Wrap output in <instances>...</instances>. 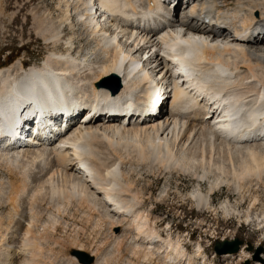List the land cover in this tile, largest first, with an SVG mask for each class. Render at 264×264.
I'll use <instances>...</instances> for the list:
<instances>
[{
  "label": "bare ground",
  "instance_id": "obj_1",
  "mask_svg": "<svg viewBox=\"0 0 264 264\" xmlns=\"http://www.w3.org/2000/svg\"><path fill=\"white\" fill-rule=\"evenodd\" d=\"M160 4V0H61L64 15L61 24L71 23L75 14L74 20L95 43L97 60L89 62L91 48L87 55L81 56L72 47L62 50L63 32L40 20L37 32L51 52L42 68L35 66L28 71L22 59L11 65L0 63V95H13L18 86L39 79L42 89L51 87L52 96L62 88L66 101H75L69 98L78 94L83 96L81 102H87L88 98L99 106H112L116 99L130 92H134L133 98L143 100L142 89L152 84L146 102L162 94L161 97L166 96L158 88L162 78L175 88L174 94L163 102L164 107L169 103L170 107L154 124L133 123L126 127L91 119L83 126L73 127L59 146L53 143L40 149L27 147L22 151L0 152V169L8 174L11 186L5 196L9 212L5 216L0 214V264H80L76 257H61L67 244L61 230H67V217H76L70 213L71 208L85 219V226L78 230L87 233V226H92L91 233L96 237L106 234L100 243L92 236L94 251L90 256L95 264H120L124 252L141 264H196L194 257L184 252L180 238L168 240L156 229L158 221H153L152 214L144 210L143 193L122 169L128 162L156 165L161 173H193L196 180L212 176L214 181L209 183L207 194L199 189L191 195L198 207L207 210L213 206L212 195L222 185L242 193L246 185L264 183V129L230 139L235 134L223 123H211V115L218 108L228 112L231 98L208 88L204 80V76L213 74L217 80L234 84L232 90L240 93L246 103L241 111L262 109L264 114V44H251L243 37L248 31L264 30V0H199L190 8H181L175 18L161 9ZM207 18L215 20L216 26L203 27ZM49 31L52 32L46 35ZM189 45L194 47L196 56L193 65L185 59ZM223 63L227 71L220 70L219 75L217 70ZM115 78L120 80L121 89L113 99L108 90L115 88L103 83ZM6 104L0 106L5 111L0 115V124L13 116L15 106L5 107ZM6 134L9 133L5 130L3 135ZM56 136L57 132L53 138ZM51 140L48 138L47 142ZM34 141L43 143L40 138ZM40 169L46 173L36 179L35 188L30 191L35 182L33 174ZM5 186L0 177V197ZM27 193L25 212L21 205ZM258 198H251L243 217L264 232V204ZM43 206L47 212L39 210ZM221 206L228 216L237 213L238 219L243 218L240 217L243 211L229 201ZM124 226H128L122 231L124 236L113 232ZM70 241V246H74L70 249L86 250L78 238ZM108 244L113 245L117 256L105 252ZM242 247L239 259L251 260V253ZM131 258L128 264H136ZM197 259H202V264H211L207 263L201 245L195 254Z\"/></svg>",
  "mask_w": 264,
  "mask_h": 264
},
{
  "label": "rangeland",
  "instance_id": "obj_2",
  "mask_svg": "<svg viewBox=\"0 0 264 264\" xmlns=\"http://www.w3.org/2000/svg\"><path fill=\"white\" fill-rule=\"evenodd\" d=\"M231 4L233 5V2H231ZM0 6V10H3V13H0V63L11 65L22 59L23 63H25L28 68V71L35 66H38L36 69L42 68L40 66L44 65L43 63L45 59L51 52H49L50 48H47V42L44 40V37L37 32L39 30L38 26L41 23L40 20H46V22L54 26L58 31L60 30L63 32L61 36L64 40L60 43L62 50H67L65 47L73 48V46H76L84 48L88 46L87 48H91L93 51V56L91 55L89 62L97 60V56L94 54L95 50L93 48L95 47V43H93L89 38V33L85 32L84 27L74 20L76 19L75 14L73 16V24L72 22H64L61 24L60 18L64 16L61 0H3V4ZM50 32L52 31L47 32L46 35H49ZM68 41L71 45L67 44ZM116 85V79H112L108 82V86L113 88ZM168 105L170 106V103L167 104L166 107H168ZM29 148L36 147L29 146L28 149ZM156 167V165L154 167V165H146L145 163L139 164L134 161L122 165V169L128 173V176L130 175L128 178L131 181L133 180V182L136 183V188L143 193V196L145 197L144 210L147 213L149 212L152 214L153 217H151V219L153 221H158L156 229L163 237H167L168 240L171 237L173 240L180 238L185 245L184 249L186 251L184 252L194 257V262H197L196 264H202V259L195 260V254L198 251L199 245L202 246V249L207 256V263L246 264L247 261L242 262L239 259L240 257H238V254L242 249L237 254L224 256H218L214 250V246L218 241H234L239 239L243 241L242 248L245 247L246 251L251 253L252 259L248 261L250 262L249 264H263L261 261H253V256L256 249H264V232L254 223L253 226L245 224L247 222L245 221L243 215L247 211L253 198H257L258 196V199H260L261 203L264 204V183H261V185L258 184V186L256 182L252 184L253 186L246 185V189H243V191H246H242V193L235 192V190H233L235 189L234 187H232V189L226 185H222L215 190L216 192H214L211 197V206H213L207 210V208L198 207L196 202L193 201L191 195L199 189L203 193L207 194L211 186L209 183L212 184L214 181L212 176L204 178V180H196L193 173L182 171L161 173L158 172L159 168ZM40 170H37L38 172L36 171L33 174L35 184H31L30 191L33 190V187L35 188L36 181L42 178V176L46 173V171L42 172L41 170V173H43L41 174ZM0 177L4 179L7 185L5 186L3 195L0 197V206L3 207L0 210V214L5 216L9 212V204L7 205L8 201L5 196L7 194L9 195L11 186L9 176L4 169H0ZM200 185H202V187H200ZM28 195L29 194L27 193L22 197L21 206L25 212L28 211ZM227 201H229L231 205L240 208L241 212L243 211L242 216H240L241 218L243 217L241 220L238 219L237 213L229 216L223 213L221 205ZM23 206L27 209H24ZM39 210L47 212L46 206L40 207ZM70 210L71 214L75 213L73 214V217L76 216V220L75 218L72 219V217H67V220L69 221V225L66 227L67 230L64 229V232L63 229L61 230L60 235L62 238H67L66 240L69 246L68 247L67 244L65 245V249L63 248V251H61V257H76L77 259V256L72 255V252L75 250L70 249V247H74L73 245L70 246V239L73 237L78 238L79 242L81 241V244H84L85 248L83 249H86L84 250V253L89 255L93 254L92 252L94 251V248L91 247V241L93 240V237H96L97 235L94 232L91 233L92 226H87V233L81 231L80 227L85 226V219H81L84 218L83 215H80V213L76 214V209L75 211L73 208ZM215 210H217V212ZM19 218L22 225L25 224L24 219L21 217ZM18 225L20 226V224ZM125 227L128 226L115 228L113 232H116L119 237L124 236L122 231ZM17 228L18 226L15 227L16 233H18ZM78 228L80 229L78 230ZM67 235L71 236L70 239H68ZM104 236L99 235V238L96 237L97 241H95L97 243L102 242L105 240L104 238H106V234ZM130 236H132V234ZM130 236L128 238H130ZM17 237L18 235L16 234L15 238ZM250 245L255 249L253 252L249 251ZM256 246L259 247L256 248ZM105 250V252L111 255L113 253V256H117V254L114 253L115 250L113 249V245L111 246L108 244L105 246ZM130 258V255L124 252V258L120 264H128V259ZM261 258L262 260L264 259V251L261 254ZM77 261L79 260L77 259ZM131 261L136 264H141L139 260L135 261V259L131 258Z\"/></svg>",
  "mask_w": 264,
  "mask_h": 264
},
{
  "label": "water",
  "instance_id": "obj_3",
  "mask_svg": "<svg viewBox=\"0 0 264 264\" xmlns=\"http://www.w3.org/2000/svg\"><path fill=\"white\" fill-rule=\"evenodd\" d=\"M117 80V85L114 87L115 92H119L121 89V83L118 78H115ZM110 79L105 80L103 84L107 85ZM243 245V241L236 239L234 241H218L215 246L214 250L218 256H224L225 254H236L241 250V247ZM249 251H254L253 246H249ZM264 249L263 248H258L255 250V254L253 256V261H262L264 264V259H261V254L263 253ZM72 255L77 256V259L80 261L82 264H93L94 263V258L91 257L89 254L84 253V252H72ZM250 262L247 261L246 264H249Z\"/></svg>",
  "mask_w": 264,
  "mask_h": 264
}]
</instances>
